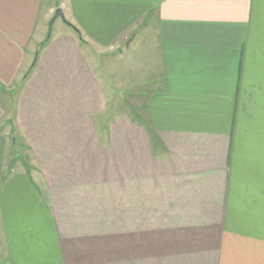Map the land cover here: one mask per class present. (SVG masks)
<instances>
[{
  "label": "crops",
  "instance_id": "0c3cea01",
  "mask_svg": "<svg viewBox=\"0 0 264 264\" xmlns=\"http://www.w3.org/2000/svg\"><path fill=\"white\" fill-rule=\"evenodd\" d=\"M66 2L0 0V264H264V0Z\"/></svg>",
  "mask_w": 264,
  "mask_h": 264
},
{
  "label": "rangeland",
  "instance_id": "374dc122",
  "mask_svg": "<svg viewBox=\"0 0 264 264\" xmlns=\"http://www.w3.org/2000/svg\"><path fill=\"white\" fill-rule=\"evenodd\" d=\"M55 1H57V0H55ZM62 1L67 4V2H66L67 0H62ZM62 1L58 0V2H62ZM57 10H60V9L59 8L56 9L55 12ZM55 12H54V14H55ZM61 12H63V11H61ZM53 16H51L49 18V20H47V22H45V25H44L45 28H43V30L45 29L44 30V41H46L48 37L50 39L55 38L68 29L69 24L67 23V20H70V18L68 17L66 12L64 13L63 18L58 17L53 22V24L51 25V28L49 29V24H50V21L52 20ZM128 43H129L128 41L124 42L123 44H121L118 47V49L116 48L115 51L116 52L120 51L119 49L121 48V46H123L125 44L127 45ZM38 46H39V44L36 45V47L33 51L34 55L36 54ZM108 50L109 49H104V51H108ZM84 53H85L88 61H90L96 75L98 77H100V80L102 81V87L104 84L103 89L106 92V98H107V102H108L107 107H108L109 114L113 115L114 113L118 112L122 108H124V109L127 107L129 108V105L127 103H125L124 102L125 100H123V99L126 97V100L129 101V97H127V96L129 95L130 92H129V90H127V83H129L128 80H130V79L132 80V82H130V83L131 84L133 83L134 77L136 76L135 66H136L137 62L139 61L138 58H140V56H138L137 53H135L134 42L130 48V51L126 55H123L122 57H117V56H114V54H110L107 52L103 53L99 57H97V56L95 57L93 52L87 48H84ZM33 61H32V63H33ZM26 63H29V62H26ZM32 63L30 62V64H32ZM30 64H29V66H30ZM27 68L25 66V69H27ZM118 74H121L123 77L121 81H119L118 78H116ZM14 85H16V88H10L9 91H7L8 93L5 94L6 96H8V98L2 97L3 94L0 96L1 97L0 101L2 100L1 101L2 104H4V106L6 105L5 106L6 112L3 116V118H4L3 122L6 125V127H5L6 129L8 127L15 128V126H14L15 114H16L15 101H16V97H17V92L20 88V83L17 82ZM100 85H101V82H100ZM0 94H1V92H0ZM120 96H123V99H122L123 102L121 105L118 104V99H120L119 98Z\"/></svg>",
  "mask_w": 264,
  "mask_h": 264
},
{
  "label": "water",
  "instance_id": "95a60500",
  "mask_svg": "<svg viewBox=\"0 0 264 264\" xmlns=\"http://www.w3.org/2000/svg\"><path fill=\"white\" fill-rule=\"evenodd\" d=\"M63 18V14L61 12V10H57L52 18V20L50 21V24H49V29L51 28V25L53 24V22L58 18ZM49 40V37L47 38L46 41ZM43 47V43L42 44H39L38 48H37V51H36V54H35V57L38 55V52L40 51V49ZM120 50V53H124L125 50H126V44L121 46V48L119 49Z\"/></svg>",
  "mask_w": 264,
  "mask_h": 264
},
{
  "label": "trees",
  "instance_id": "16d2710c",
  "mask_svg": "<svg viewBox=\"0 0 264 264\" xmlns=\"http://www.w3.org/2000/svg\"><path fill=\"white\" fill-rule=\"evenodd\" d=\"M47 41H45V42H43V45H45V43H46ZM34 66V64L32 65V67ZM27 77V76H26Z\"/></svg>",
  "mask_w": 264,
  "mask_h": 264
}]
</instances>
